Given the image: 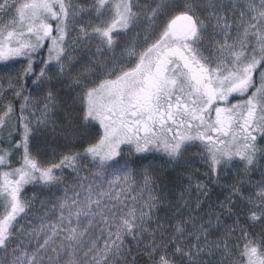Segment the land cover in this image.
<instances>
[{"label": "snow or ice", "instance_id": "obj_1", "mask_svg": "<svg viewBox=\"0 0 264 264\" xmlns=\"http://www.w3.org/2000/svg\"><path fill=\"white\" fill-rule=\"evenodd\" d=\"M14 57L26 64L0 77V97L7 85L23 101L19 117L0 101V264H264V0H0V61ZM33 109L70 144L58 163L30 150ZM193 148L227 191L207 209L208 185L176 172ZM25 185L56 217L31 251L15 235Z\"/></svg>", "mask_w": 264, "mask_h": 264}, {"label": "rangeland", "instance_id": "obj_2", "mask_svg": "<svg viewBox=\"0 0 264 264\" xmlns=\"http://www.w3.org/2000/svg\"><path fill=\"white\" fill-rule=\"evenodd\" d=\"M90 2V0H89ZM140 2H151V0H140ZM80 55L81 53H77ZM18 61V62H13ZM8 64L10 68L17 69L22 67L26 64V58L24 57H14L10 58L8 61H0V77H3L6 73L9 72V69L5 68V64ZM3 81L0 80V83ZM5 93L7 95V99L4 100L3 97H0V101L4 104L10 103V94L11 91L7 89V85H5ZM34 96L36 95L35 92L32 93ZM2 106V105H0ZM42 107V106H41ZM25 116L28 117L32 123L29 125L32 128V133L30 134L29 145L30 150L32 151L33 155H36L38 158L43 159L46 163H58V159L56 156L60 153H65L68 151L70 144L68 141L61 138L59 135L54 133L51 127H44L43 124H38V118H40V111L39 109H33L31 112L26 111L24 113ZM62 115V113H61ZM61 115L56 117L58 122H61ZM23 136V133H22ZM40 145V151L37 152L36 145ZM49 147L54 149L55 151H49ZM74 151H82L79 147L73 148ZM22 149L19 151L13 152V166L19 167L20 163V156L22 154ZM200 150L198 148H193L189 154L188 159L193 161H200L201 164L203 162V167L205 168V176L208 172V165L207 163L201 158ZM129 155H131L129 153ZM149 159L154 160L158 164H164V160H166L164 154L162 152L156 151L153 153H149ZM16 163V164H15ZM88 167L87 172H82L81 175H86L89 179L93 178V174L95 173V168L85 161ZM70 169H65V175L70 173ZM235 176V171L233 172ZM207 177V176H206ZM254 179H260L258 173L253 174ZM139 179V177H138ZM60 195V193H57ZM35 197V198H34ZM21 199L27 200L31 202V211H29L28 215L25 216L23 219H19L20 223L17 225L16 229V243L20 245V247L26 248L27 250L31 251L35 249L39 243H43L45 238V232L48 230L47 226L51 223L56 222V217H50L46 215L44 211L41 210V201H47L50 199V194L46 189L41 188L39 185H25L21 191ZM5 205L6 201L0 200V218L5 213ZM212 204H206L205 209H207ZM19 217H17L18 219ZM55 244L53 246L59 247L60 242L62 241V236L54 238ZM102 244V241H100ZM70 249H66L65 252H62V256L65 261H67L70 257L65 253H70ZM49 252H51V248H49ZM11 259V256L8 257Z\"/></svg>", "mask_w": 264, "mask_h": 264}, {"label": "trees", "instance_id": "obj_3", "mask_svg": "<svg viewBox=\"0 0 264 264\" xmlns=\"http://www.w3.org/2000/svg\"><path fill=\"white\" fill-rule=\"evenodd\" d=\"M47 41L45 42V47L44 49L40 52L39 56L41 58H44L46 59L47 58ZM36 63L38 64L39 63V59L36 60ZM18 69V68H17ZM10 103L13 105L14 109L16 110V117H19V107H20V104L23 103V101L21 100L20 97H17L15 96L12 92L10 94ZM14 123L16 124V128L15 130L12 132V140L13 141H19L20 139H22V133H23V123L24 121L22 120H17L14 118ZM5 135L4 133H0V147H4V148H7L9 147L7 141L5 140ZM22 149V148H21ZM20 149V150H21ZM190 160V163L188 165H186L184 168H179L176 170L177 173L179 172H184V171H191V173L193 174V176L195 178H198L200 182L202 183H205L208 185L209 189H210V192L208 194L207 197H201V202H202V207L205 208L206 207V204H212V205H215L217 200L219 201H223L225 196L227 195V191L220 187V186H217L215 181H212V182H209L207 177L205 176V168L203 167V162L201 164L200 161H193L191 159ZM165 161V160H164ZM165 163V162H164ZM16 164V163H15ZM173 176H175V178L177 179V181L179 183H181L183 185V187H187L188 186V181L186 179H183L181 180L179 176H176V173H172ZM235 176L233 175V178ZM195 179L193 180V191H192V195H191V199L194 201L197 196H198V193H196L194 191V188H195ZM183 189L181 187H176L174 189V193L173 195L176 197V200L174 202H177V203H180L181 205H183V201L179 199L180 197V193ZM185 199H188L187 196H185ZM177 213L176 212H161L160 215L162 217L164 216H172V215H176ZM195 214V212H194ZM23 216V214H21ZM20 219V217L18 218V220ZM228 223H231V219L228 218L227 220ZM257 231H259V229L257 228L256 229ZM133 256L137 258V260H142L143 257L138 255L137 252L134 250L133 252Z\"/></svg>", "mask_w": 264, "mask_h": 264}, {"label": "flooded vegetation", "instance_id": "obj_4", "mask_svg": "<svg viewBox=\"0 0 264 264\" xmlns=\"http://www.w3.org/2000/svg\"><path fill=\"white\" fill-rule=\"evenodd\" d=\"M233 95H236V94H233Z\"/></svg>", "mask_w": 264, "mask_h": 264}]
</instances>
